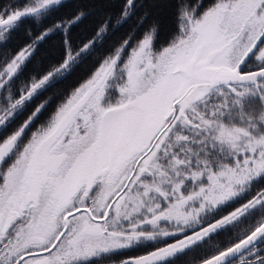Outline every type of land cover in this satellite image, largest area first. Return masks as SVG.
<instances>
[{"label": "snow or ice", "instance_id": "obj_1", "mask_svg": "<svg viewBox=\"0 0 264 264\" xmlns=\"http://www.w3.org/2000/svg\"><path fill=\"white\" fill-rule=\"evenodd\" d=\"M159 2L0 3V264H264V0Z\"/></svg>", "mask_w": 264, "mask_h": 264}, {"label": "trees", "instance_id": "obj_2", "mask_svg": "<svg viewBox=\"0 0 264 264\" xmlns=\"http://www.w3.org/2000/svg\"><path fill=\"white\" fill-rule=\"evenodd\" d=\"M0 3H3V0H0ZM152 16L158 19L164 29V34H166L174 26V17H173V8L171 7V0H160L159 5L151 9ZM86 30V29H85ZM59 45V38H54L49 42L47 47L57 48ZM79 79V75H74L70 78L68 83H74Z\"/></svg>", "mask_w": 264, "mask_h": 264}, {"label": "flooded vegetation", "instance_id": "obj_3", "mask_svg": "<svg viewBox=\"0 0 264 264\" xmlns=\"http://www.w3.org/2000/svg\"><path fill=\"white\" fill-rule=\"evenodd\" d=\"M136 254H139V253H136Z\"/></svg>", "mask_w": 264, "mask_h": 264}]
</instances>
